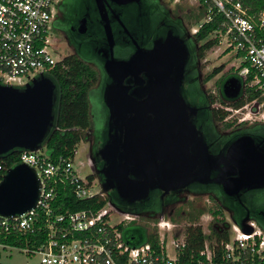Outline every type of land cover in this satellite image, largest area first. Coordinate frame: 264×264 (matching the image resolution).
Returning a JSON list of instances; mask_svg holds the SVG:
<instances>
[{
  "label": "built area",
  "instance_id": "built-area-1",
  "mask_svg": "<svg viewBox=\"0 0 264 264\" xmlns=\"http://www.w3.org/2000/svg\"><path fill=\"white\" fill-rule=\"evenodd\" d=\"M58 1L0 0L2 84L21 87L40 73H49L63 58L55 51L51 31ZM170 1H186L199 9L202 18L194 33L204 25H215L211 37L218 39L225 52L235 54V72L247 81L249 88L259 92L252 102L233 110L239 113L251 107L240 120L264 123V37L260 34L264 30V9L257 5L264 0ZM228 48L231 50L226 51ZM256 103L259 113L254 112ZM17 163H26L36 170L40 195L31 210L9 218L0 216V246L38 255V264H264V230L255 220L248 221L253 230L246 231L227 218V226L219 223L220 231L227 232L225 238L212 235L211 227H203L211 237L199 248L191 244L186 229L196 223L163 216L154 225L159 235L156 244L132 245L124 239L121 226L138 216L118 211L110 202L99 209L56 207L59 189L67 185L79 199L100 193L96 179L89 181L88 174L80 175L81 167H89L90 175L94 173L88 160L79 161L76 166L75 155L51 159L40 150L21 151ZM7 170L0 163V181ZM207 202L211 206V200ZM210 214L213 220L215 216ZM10 237L24 238V242L8 243Z\"/></svg>",
  "mask_w": 264,
  "mask_h": 264
},
{
  "label": "water",
  "instance_id": "water-1",
  "mask_svg": "<svg viewBox=\"0 0 264 264\" xmlns=\"http://www.w3.org/2000/svg\"><path fill=\"white\" fill-rule=\"evenodd\" d=\"M96 2L112 48L115 37L105 0ZM189 57L186 40L171 30L166 37L156 39L151 49L138 47L127 59L112 56L105 63L111 83L104 99L115 131L99 152L105 161L98 171L103 177L99 194L115 191L128 202L142 201L153 190L167 194L193 180H213L230 197L264 188V147L252 135L232 142L227 155L210 153L192 119L198 108L191 106L182 90ZM241 87L236 76L223 85L228 98L237 97ZM56 99V84L44 73L21 87L0 82V156L17 149L42 150L54 126ZM254 112L259 113L258 103ZM199 163L202 169L194 179ZM213 172L217 176L210 179ZM39 195L36 170L26 163L15 164L0 181V216L9 218L31 210ZM249 220L245 217L235 222L252 231Z\"/></svg>",
  "mask_w": 264,
  "mask_h": 264
},
{
  "label": "flooded vegetation",
  "instance_id": "flooded-vegetation-1",
  "mask_svg": "<svg viewBox=\"0 0 264 264\" xmlns=\"http://www.w3.org/2000/svg\"><path fill=\"white\" fill-rule=\"evenodd\" d=\"M105 6L115 37L112 48L106 40L104 22L96 0H59L51 22L53 44L57 48L58 45L62 46L65 55L80 58L97 72V82L88 91L92 123L90 129L84 132L83 140L87 144V159L99 184L103 177L98 171L105 165L99 152L115 131L111 126L113 120L110 108L104 99L105 89L111 83L104 65L112 56L117 59L129 58L138 47L151 49L156 39L166 37L171 30L186 40L190 51L182 90L191 106L198 108L192 119L208 143L210 153L215 157L227 155L229 145L248 134L264 147V124L240 120L245 111L235 113L234 106L230 104L245 97V85L239 75L235 71L233 73L238 76L231 75L232 73L228 75L215 93L208 89V81H205L207 76L203 71L202 45L196 40L186 20L190 12H194L196 17L200 15L196 6L187 7L182 3L174 5L170 0H132L126 3L105 0ZM232 76L240 79L242 87L237 97L228 98L223 85ZM125 83L129 84L127 79ZM100 86H103L101 111L98 109L96 99H92L95 96L94 90ZM131 91L132 89L129 92ZM244 110L251 111V107ZM224 111L227 115L222 120L220 116ZM201 169L199 163L194 179L199 177L197 173H200ZM216 176L217 173L213 172L209 178L213 179ZM107 195L122 209L135 212L144 219L157 215L173 216L181 203L209 196L227 213L228 219L236 221L244 217L250 219L259 217L264 221V188L247 190L238 196L230 197L213 180L209 182L193 180L185 188L167 194L161 190H153L148 199L142 201L128 202L119 198L115 191Z\"/></svg>",
  "mask_w": 264,
  "mask_h": 264
},
{
  "label": "trees",
  "instance_id": "trees-1",
  "mask_svg": "<svg viewBox=\"0 0 264 264\" xmlns=\"http://www.w3.org/2000/svg\"><path fill=\"white\" fill-rule=\"evenodd\" d=\"M257 5L260 6L261 9H264V2L257 3ZM214 28V24H207L194 33L196 40L202 45V58L205 57L207 51L213 49L218 44V39L211 37ZM260 34L264 37V30ZM229 50H231V48L226 49V51ZM222 70V66L215 68V70L206 77L205 81H209L214 75L222 72ZM233 70L235 71V68ZM46 75L56 84L57 99L54 107V126L48 133V136L43 143L41 152L51 159L58 156L70 158L75 155L76 147L81 140H83L84 132L89 128V126H91L88 91L97 82V72L80 58L74 55H65L57 62L55 67L52 68L49 73H46ZM231 75L238 76L236 73H232ZM238 77L244 83L246 93L245 97L242 99L234 103H230L232 106L237 108L252 102L259 96V92L248 87L247 81L243 77ZM221 114L220 119L223 120L227 115V112L224 111ZM20 152L21 150L18 149L9 151L8 153L0 156V163L9 169L18 162V155ZM93 179H96V175L94 173L91 175L88 174V180L92 181ZM56 201V207H59L61 210H77L86 208L99 209L104 207L108 202H113L120 209H122L117 202L111 199L109 195H102L98 193L92 197L79 199L74 195L72 189L68 185L59 189ZM217 206L219 209L215 210L191 204L190 212L187 216L179 215V218L177 219L174 216H171V218L176 221L185 218L193 224L196 223V225H187L186 229L189 233V241L191 244L195 247L201 248L204 241L208 237H211L210 235L205 234L203 226L199 225L200 217L207 211L213 213L215 216L214 223L210 226L213 233L212 235H217L219 238H225L227 236V232H225V230L220 231L221 226H219V223H223L224 226H227V223L224 218H217L218 215L223 214L221 206L219 204ZM122 210L125 213L139 216L135 212L124 209ZM181 212L182 211H178L180 214ZM146 219L153 220V218ZM241 220L242 219H237L236 221ZM250 220H255L261 228L264 229V221L261 218L256 217ZM215 225H217V228ZM121 227L123 229L124 239L132 245H141L148 242L156 244L159 241V235L157 228L155 227L150 228L147 225L137 223L132 228H128V225ZM27 237L32 238L31 236ZM23 239L24 238L18 239L10 237L7 242L13 243L17 240L19 244H22L24 242ZM40 241H42L41 238L38 239V243Z\"/></svg>",
  "mask_w": 264,
  "mask_h": 264
},
{
  "label": "rangeland",
  "instance_id": "rangeland-1",
  "mask_svg": "<svg viewBox=\"0 0 264 264\" xmlns=\"http://www.w3.org/2000/svg\"><path fill=\"white\" fill-rule=\"evenodd\" d=\"M182 5H186L187 7H192V5L186 1L182 2ZM199 12L200 11H198V14H200ZM201 18H202L201 15L196 17V14L194 12H190L186 16V20L188 21L189 25L192 28V33H194L193 29L198 24V22L201 20ZM212 38H213V36H212ZM58 47L59 48H55V51L58 53V55H60V57H64L65 56V50L60 45H58ZM58 55L54 54V56L56 58H60V57H58ZM237 64H238V62L236 61L235 54L234 53L228 54L227 52H225L222 44H220V45L217 44L216 47L207 51L205 57H203V71H204L205 75L208 76L217 67H220V66L223 67L222 72H220L218 75H214L207 82L208 89L210 91H212L213 93L218 91L223 79H225L228 75H230L231 73L234 72V70H233L235 68L234 66ZM101 92H103V86L97 87V89L94 90L95 96L92 97V99H96V102L98 104V109L100 111L103 109V107L101 105ZM88 95H89V102H90V92ZM243 111H245V114H247V110H243ZM101 116H102V114H101ZM250 117L251 116H249V118ZM101 120H102V118H100L99 127L102 126ZM249 121L252 122L251 120H249ZM88 129H90V126ZM86 147H87V144H86L85 140H81V142L77 145V147H76L77 151L75 152V164H76V166H79L78 165L79 161L85 162L88 160ZM90 171H91V169L89 167H85V168L81 167L80 168V175L82 177H84L87 174H89ZM95 190H98V187ZM207 199L211 200V203H210L211 206H209ZM191 204H193L194 206L200 205L202 207H206L207 209L208 208H212L215 210L219 209L217 204H215L214 200L211 197L205 196V197H202L200 199L199 198L195 199V200L190 199L189 202L181 203L180 205H178V210L182 211L181 214L178 213V210H177V213H175L173 216L176 217V219L179 218V215L180 216H187L188 213L190 212ZM222 212H223V214L218 215L217 218H219V219L224 218L225 220H227V213L224 210ZM159 216L160 215L153 217V220L140 218L138 216V218L135 221H131V222L127 221L126 226L128 225V228H132L137 223V224L147 225L150 228H153V227H155L154 226L155 223L160 219ZM167 217H171V216H167ZM212 218L213 217L210 214V212L207 211L200 217L199 223L202 224L205 229H209L210 226L214 223L215 218L213 220H212ZM116 219L118 220V217H116ZM179 221L184 222V223L188 222V220L185 218H182ZM38 263H39V256L38 255H28L24 251H20L16 248H3L0 246V264H38Z\"/></svg>",
  "mask_w": 264,
  "mask_h": 264
}]
</instances>
